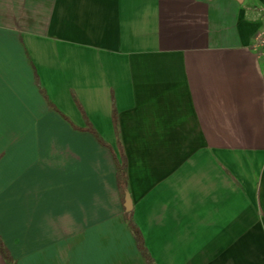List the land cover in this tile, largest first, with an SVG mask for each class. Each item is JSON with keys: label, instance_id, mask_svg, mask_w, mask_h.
Here are the masks:
<instances>
[{"label": "crops", "instance_id": "0c3cea01", "mask_svg": "<svg viewBox=\"0 0 264 264\" xmlns=\"http://www.w3.org/2000/svg\"><path fill=\"white\" fill-rule=\"evenodd\" d=\"M263 28L264 0H0V264H264Z\"/></svg>", "mask_w": 264, "mask_h": 264}, {"label": "built area", "instance_id": "2783aa9c", "mask_svg": "<svg viewBox=\"0 0 264 264\" xmlns=\"http://www.w3.org/2000/svg\"><path fill=\"white\" fill-rule=\"evenodd\" d=\"M250 49L254 51L256 56L261 59L264 64V28L257 30L250 44ZM263 83H264V75H263Z\"/></svg>", "mask_w": 264, "mask_h": 264}, {"label": "trees", "instance_id": "16d2710c", "mask_svg": "<svg viewBox=\"0 0 264 264\" xmlns=\"http://www.w3.org/2000/svg\"><path fill=\"white\" fill-rule=\"evenodd\" d=\"M117 181L118 183L120 184V186H124V183H125V177H124V170H123V167L121 165H119L117 167ZM127 219H128V224L130 226V228L133 230L134 234L136 235V239H137V243H138V247L140 250L144 251L143 247H142V243L140 241V237H139V234L138 232L134 229V226L130 220V215L128 214L127 216ZM148 264H151L150 263V260L147 258L146 259Z\"/></svg>", "mask_w": 264, "mask_h": 264}, {"label": "water", "instance_id": "95a60500", "mask_svg": "<svg viewBox=\"0 0 264 264\" xmlns=\"http://www.w3.org/2000/svg\"><path fill=\"white\" fill-rule=\"evenodd\" d=\"M237 1L242 2V0H237ZM124 206H125L126 210H130V208H131V200H130L128 193H125Z\"/></svg>", "mask_w": 264, "mask_h": 264}]
</instances>
